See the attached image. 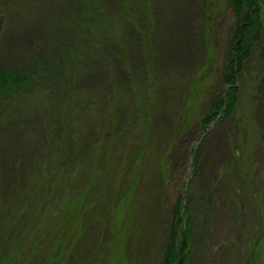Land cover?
Here are the masks:
<instances>
[{
  "label": "rangeland",
  "instance_id": "obj_1",
  "mask_svg": "<svg viewBox=\"0 0 264 264\" xmlns=\"http://www.w3.org/2000/svg\"><path fill=\"white\" fill-rule=\"evenodd\" d=\"M260 4L234 80L226 0H0V66L28 79L0 99V264H162L177 195L183 264H245L253 245L264 264ZM185 40L188 71L135 81L165 94L153 116L127 98L116 109L117 53L124 69L127 44L154 58ZM220 100L231 112L201 127Z\"/></svg>",
  "mask_w": 264,
  "mask_h": 264
},
{
  "label": "trees",
  "instance_id": "obj_2",
  "mask_svg": "<svg viewBox=\"0 0 264 264\" xmlns=\"http://www.w3.org/2000/svg\"><path fill=\"white\" fill-rule=\"evenodd\" d=\"M231 6L232 14L234 18V28L232 29L231 39L228 43L227 58L228 66L232 69L230 74L234 80L238 75L241 60L245 59L248 49L250 48L251 41H255L258 38V31L262 27L260 21V3L264 0H226ZM113 51V50H112ZM222 78V76H221ZM229 78V77H228ZM224 81H227V76H223ZM28 79L14 72L12 69H3L0 66V99H7L14 92L21 91V89L27 84ZM230 89L225 94L228 95ZM222 100L218 101L211 113L203 116L200 120L201 127H206L210 124L213 116L221 112V116H226L231 112L232 103L227 102V106L221 104ZM219 119V118H216ZM195 154V153H194ZM197 154L193 155V160H196ZM195 163V162H194ZM176 201H174L171 207L172 220L168 226V239L165 252L163 256L164 262L162 264H183L186 261L187 249V222H185L184 229L180 228L181 219L179 216V210L182 209L181 197L177 195ZM264 228V226H262ZM257 239V238H256ZM255 245H253L249 252L248 258L245 264H255ZM252 256V257H251Z\"/></svg>",
  "mask_w": 264,
  "mask_h": 264
},
{
  "label": "crops",
  "instance_id": "obj_3",
  "mask_svg": "<svg viewBox=\"0 0 264 264\" xmlns=\"http://www.w3.org/2000/svg\"><path fill=\"white\" fill-rule=\"evenodd\" d=\"M175 39H173V40H175ZM170 42H171V40H170ZM176 43L177 42H175V44H174V48H171V50H170L172 52L167 51L166 49L164 50V48L162 46H159L160 45L159 44L157 46V51H160V52H157L155 54L154 58H153V56H150L151 54L149 52H147L143 46H142L143 50L142 49L140 50V49H138V47L133 48V46L131 44H127L126 45L127 46V51H126L127 56L125 59L127 64L124 65V67L122 66L124 69H122L120 66L123 63L122 62V60H123L122 55L115 52L118 55H116V57H114L115 59L113 62V64H115L113 67V75L114 76L110 77L109 80L106 79V82L109 83L108 84L109 86L107 84L106 85L108 86L109 90H113L114 94L116 93L117 89L120 92L121 97L118 96L116 98L117 100H119V104L118 105L116 104L118 106V107H116V109H118V110L120 108L126 109V108H122V106L124 105V104L122 105V102L124 101L125 98H127L130 101H132V100L135 101L132 103H128L127 105H128L129 110L130 109L135 110L136 116H137V113L139 110L147 109V108L149 109L150 113L152 112V116H153L152 110H154V111L156 110L157 103H159V101L162 103L165 100H167L165 98V94L162 93L161 90H159L157 87H155L156 84H154L150 87H148V85H146V87H145V85H143L140 89V87H139L140 84L139 83L137 84L135 81H136L137 77L143 75L145 72L147 73L148 70H150V68H152V67L156 68V70L157 69L160 70V72H162V73L166 72L168 70H170L171 72L180 71L182 73H184L185 71H188L190 64L191 63L195 64L196 56L194 55V53H192L193 50H191L190 46L189 47L187 46L188 42H186V40H185V42L177 43L178 45H176ZM116 66H118L120 68L118 69V68H116ZM147 74H145L146 77H147ZM86 77L88 78V76H86ZM103 79H104V77H103ZM100 80H102V77H100ZM175 80H176V75H174L173 77H170V81H169L170 83L169 84H172L173 88L169 89L168 99H175V94H177V92H175V89H174V87H175L174 83H176ZM85 84L86 83L84 82V85ZM114 99H115V97H114ZM130 104L134 105V107H132ZM137 106H139V107H137ZM140 107H141V109H140ZM161 107L162 106H160L158 108V111L161 110ZM150 113H149V115H151ZM160 113L159 112L156 113L157 114V116H156L157 122L163 121L162 119H160L161 115H163V114H160ZM169 114L172 115V113H169ZM170 116H168L169 117L168 119L171 120ZM114 119L116 120V118H114ZM108 122H106V124ZM110 123H111V121H110ZM106 124L104 125V127H107ZM115 124H117V122H115ZM131 124L133 125L134 123H130V125ZM160 134H162V133H160ZM167 134H168V131H167Z\"/></svg>",
  "mask_w": 264,
  "mask_h": 264
},
{
  "label": "bare ground",
  "instance_id": "obj_4",
  "mask_svg": "<svg viewBox=\"0 0 264 264\" xmlns=\"http://www.w3.org/2000/svg\"><path fill=\"white\" fill-rule=\"evenodd\" d=\"M124 46V45H123ZM192 56V55H191ZM191 67V66H190ZM199 67V66H198ZM172 73V72H171ZM229 76H231V75H229ZM228 76V77H229ZM177 79V78H176ZM170 80V79H169ZM228 82H226L225 84H227ZM175 84V83H174ZM178 85V84H177ZM180 85V84H179ZM176 90V89H175ZM229 90V89H228ZM167 103V102H166ZM170 104V103H169ZM171 106V105H170ZM172 111V110H171ZM67 181V180H66ZM86 245H88V244H86ZM252 257V256H251Z\"/></svg>",
  "mask_w": 264,
  "mask_h": 264
}]
</instances>
